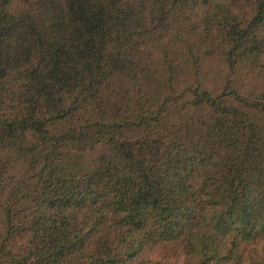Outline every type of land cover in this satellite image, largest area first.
Wrapping results in <instances>:
<instances>
[{
  "label": "trees",
  "instance_id": "16d2710c",
  "mask_svg": "<svg viewBox=\"0 0 264 264\" xmlns=\"http://www.w3.org/2000/svg\"><path fill=\"white\" fill-rule=\"evenodd\" d=\"M0 264H264V0H0Z\"/></svg>",
  "mask_w": 264,
  "mask_h": 264
},
{
  "label": "rangeland",
  "instance_id": "374dc122",
  "mask_svg": "<svg viewBox=\"0 0 264 264\" xmlns=\"http://www.w3.org/2000/svg\"><path fill=\"white\" fill-rule=\"evenodd\" d=\"M87 159H88L89 162H91L93 158L90 157V158H87Z\"/></svg>",
  "mask_w": 264,
  "mask_h": 264
}]
</instances>
